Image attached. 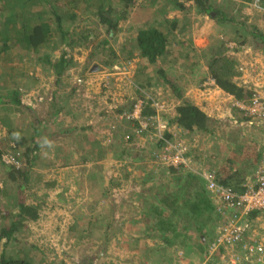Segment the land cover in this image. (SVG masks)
I'll return each mask as SVG.
<instances>
[{"label":"rangeland","instance_id":"1","mask_svg":"<svg viewBox=\"0 0 264 264\" xmlns=\"http://www.w3.org/2000/svg\"><path fill=\"white\" fill-rule=\"evenodd\" d=\"M45 1L60 15L68 13L63 27L72 44H63L56 29L40 53H34L20 35L22 28L51 21V8L44 0L42 5L37 0H0V125L5 129L0 132V187L14 193L0 195V228L11 225L9 215L16 211L20 193L18 184L8 181V165L3 161L23 153V148L15 149L21 137L27 139L26 148L34 135L41 149L27 190L35 194L27 205L35 208L37 216L28 218L7 246L6 240L0 241V255H18L33 264H229L222 254L209 256L210 233L205 243L188 247L181 243L165 248L146 237L144 226H151L157 217L144 222L145 206L155 202L164 188L171 189L175 176L170 168L155 163V153L162 149L151 139L156 128L137 137L136 124L120 117L140 97L159 100L165 106L166 122L167 116H175L179 102L160 76L162 68L181 86L186 99L193 104L200 100V109L225 122L209 134H190L172 124L171 140L166 141L188 146L192 164L187 172H238L237 179L240 171L253 173L254 153L258 154L264 134L239 112L221 105L220 94L205 92L202 86L211 46L228 40L253 41L245 24L264 34V12L254 8L252 0H214L238 21L217 26L200 14L192 0H135L125 16L122 1L110 0L119 25L109 37L98 23L97 1L79 0L72 11L68 4L59 5L66 0ZM179 3L186 9L181 10ZM73 10L78 17L72 16ZM175 18L181 22L169 35L170 53L159 64H149L136 47L139 31L151 26L172 30L169 22ZM62 53L73 60V66L62 75V95L52 105L55 74L42 57L56 60ZM191 59L195 60L191 63ZM73 88H77L74 93ZM13 90L22 94L24 104L19 108L7 102ZM37 122L43 128L40 136ZM17 126L24 135H18ZM262 226L264 222L254 224L263 236L260 239Z\"/></svg>","mask_w":264,"mask_h":264},{"label":"trees","instance_id":"2","mask_svg":"<svg viewBox=\"0 0 264 264\" xmlns=\"http://www.w3.org/2000/svg\"><path fill=\"white\" fill-rule=\"evenodd\" d=\"M41 2V5L45 2L46 5L51 8V12L54 18L49 22L42 21L35 25H24L21 31L23 41H25L29 49L34 53H40V49L48 44L49 37L52 38L57 29V33L60 34L62 43L69 44L70 39L69 31L63 27L64 16L60 15L59 11H55L48 5L47 1L37 0ZM79 0H66L65 3H59L60 6H67L72 11L77 7ZM92 0H82L89 4ZM97 1L96 8L98 10L99 25L106 27V31L109 37H113L115 30L119 25V18L113 17V7L110 0H95ZM107 1V2H106ZM124 12L123 16L130 9L135 0H121ZM195 7L199 10L200 14L213 20L217 26L225 24H237L238 21L230 14L226 12V9L215 5L214 0H192ZM108 3V6L105 4ZM40 4V3H38ZM264 5V0H263ZM105 7V9H104ZM178 7L181 10L186 9L183 3H179ZM68 12V11H66ZM74 12V10H73ZM73 17H78L74 12ZM122 16V17H123ZM180 16V15H179ZM42 18V17H41ZM55 20V22H54ZM180 19L175 18L169 22L172 30L164 29L162 26H151L146 29H141L137 36V50L141 55V58L151 65L159 64L160 60H163L168 53H170V34L173 35V30H177L180 24ZM245 24V23H244ZM246 32L252 36L253 41H249L247 38L241 42L228 40L221 45H212L210 48L211 55L206 64V74L204 79L212 77L217 86L225 93L231 94L238 99H245L250 96V92H247L246 88L239 85L237 77L240 76L237 71L238 58L237 54L241 51L246 50H264V34L257 29L255 26H248L245 24ZM51 26V27H50ZM53 26H55L53 30ZM241 26L243 24L241 23ZM248 26V27H247ZM186 29V27H185ZM235 42L238 44V49H231L228 44ZM239 42V43H238ZM188 43H191L188 42ZM72 44V43H71ZM183 48V47H181ZM185 49V48H183ZM67 53V52H66ZM66 53H62L56 60L53 61L50 57L45 55L42 57L43 62L50 66L52 72L55 74V85L52 89L50 103L54 105L61 97V90L59 84L62 83V75L73 66V60L66 56ZM1 54V51H0ZM192 60L191 59V63ZM191 74H195L194 70H190ZM159 74L164 78V83L169 86L178 100L179 104L176 107V114L174 117H168L169 125L177 124L182 129L186 130L187 133L199 132L202 134H209L213 128L217 125L225 123L222 119L216 115H210L200 109L198 106L190 102L184 97L183 89L178 85L176 80H172L164 69L159 70ZM37 81V80H36ZM168 87V88H169ZM77 88H73L71 91L74 93ZM22 94L18 91H12L9 95L7 102L16 104L17 106L23 105ZM71 95L66 96L68 100ZM36 101V99H35ZM61 106H64L63 104ZM56 112L61 111V107L57 108ZM155 113L146 108L144 116L152 117ZM232 121V119H230ZM36 121V119H35ZM238 123L242 122L235 119ZM249 122V121H248ZM256 129H260L264 133V127L258 128L256 125L247 123ZM36 135L40 136L43 132V128L40 123L37 122ZM248 126V125H247ZM14 132L10 131V135ZM18 135H21L18 133ZM165 134V139L171 140V135ZM13 140V139H12ZM16 139H14L15 141ZM264 140V139H263ZM27 139L21 137L20 140H16V147L19 149L23 148V153L20 156H16L18 161L22 162V167L17 168L16 166H8L6 175L9 182L18 184L19 186V201L17 202L16 211H12L9 216H12L13 220L9 227L0 228V241L6 240V246L12 241V236L22 228L26 220L34 219L37 216L35 208L27 205V200L31 196H35L34 193H27L32 178V170L38 164L40 156V143H37V137H33V142L29 147H26ZM157 147H163V141L157 143ZM259 150V149H258ZM191 153H189L190 155ZM1 155V153H0ZM258 158L260 159V152L258 151ZM25 160L23 162L22 160ZM259 159L257 163L259 162ZM0 162L1 159H0ZM4 165V162H3ZM182 169V170H181ZM172 176H175V182L173 187L163 189L160 197L154 201L147 202L145 206V212L143 213V221H148L155 217L157 220L151 226H144L146 231V237L158 240L165 248L174 247L179 244H185V247L189 245L198 246L201 242H206V236L210 233L212 239L215 236L216 224L219 219L217 207L214 200L206 190V181L198 173L187 172L186 168L181 167L180 169L170 168ZM235 172V171H233ZM237 172V171H236ZM237 173L217 174L218 181L227 187H232L237 192H242L241 181L237 179ZM7 184V183H5ZM12 196L14 193L8 190L6 187H0V195ZM17 194V193H16ZM114 209H112V212ZM256 216V215H255ZM146 219V220H145ZM123 235V232H122ZM194 242V243H193ZM221 255V254H220ZM0 264H33L30 259H23L18 255L8 256L5 253L0 255ZM94 264V263H92Z\"/></svg>","mask_w":264,"mask_h":264},{"label":"built area","instance_id":"3","mask_svg":"<svg viewBox=\"0 0 264 264\" xmlns=\"http://www.w3.org/2000/svg\"><path fill=\"white\" fill-rule=\"evenodd\" d=\"M252 3L254 8L264 12L263 0H252ZM228 46L231 49H238V44L235 42H230ZM237 58V71L240 74L237 81L240 86L243 85L246 88L247 92H250L248 98L238 99L223 92L212 77L206 79L205 88L202 86V90L206 92L210 89L220 94L218 98L221 105L236 110L251 124L263 128L264 51L254 49L241 51L237 54ZM146 108L151 109L155 115L144 116ZM164 112L165 106L159 100H154L152 97H140L133 100L131 109L120 118L121 121L136 124L137 137L146 134L151 128L157 129V131L154 129L155 133L153 132L154 136L151 139L155 138L156 142L163 141L164 144L162 149L155 153L156 165L175 169L184 167L191 170L189 164L192 163L188 146L177 142L169 143L165 139L166 133L171 134L170 127L173 125L166 122ZM0 132L5 133L2 125H0ZM258 149L260 159L253 172L252 181L243 186L244 191L242 192L222 185L218 181L216 171L200 173L206 181V190L214 200L219 215L215 236L208 244L209 256L222 254L224 261L227 258L229 264L264 262V238L260 239L261 233L254 229L255 223L263 224L264 222V140ZM8 158L10 160L7 163L3 161L6 165L22 167L14 154ZM262 228L264 229L263 226Z\"/></svg>","mask_w":264,"mask_h":264},{"label":"crops","instance_id":"4","mask_svg":"<svg viewBox=\"0 0 264 264\" xmlns=\"http://www.w3.org/2000/svg\"><path fill=\"white\" fill-rule=\"evenodd\" d=\"M200 96H203V94H201ZM195 99V98H194ZM194 103H195V105H197V106H202V104H200V100H198V102H196V101H193ZM214 104H215V102H214ZM10 105V104H9ZM12 105H13V103H12ZM15 106L17 107V108H19L20 106H17L16 104H15ZM19 112V111H18ZM17 128V132L18 133H20L21 135H24L23 133H24V130H22L21 129V127H19V126H17L16 127ZM259 131H261L260 129H259ZM33 136L34 135H32V141H33ZM254 154H256V157H257V161H258V154L256 153V151H255V153ZM252 177H253V173H252V171L251 172H248V173H243L242 171H240L239 172V178H238V180H240L241 181V185H242V190L241 191H244V185H246L247 183H250L251 181H252ZM219 255V254H218Z\"/></svg>","mask_w":264,"mask_h":264}]
</instances>
